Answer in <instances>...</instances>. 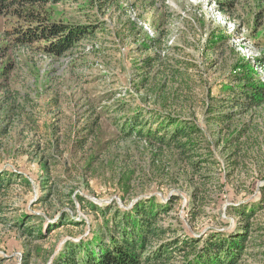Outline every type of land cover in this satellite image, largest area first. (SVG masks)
I'll return each mask as SVG.
<instances>
[{"label": "rangeland", "instance_id": "obj_1", "mask_svg": "<svg viewBox=\"0 0 264 264\" xmlns=\"http://www.w3.org/2000/svg\"><path fill=\"white\" fill-rule=\"evenodd\" d=\"M45 10L92 33L54 57L7 38L12 18L2 25L0 264H54L101 211L149 200L171 206L168 240L233 234L235 208L258 206L239 264H264V105L246 110L220 90L239 59L264 82V0H63ZM149 57L159 61L145 69ZM137 112L196 133L185 147L126 138ZM64 220L81 225L54 230Z\"/></svg>", "mask_w": 264, "mask_h": 264}, {"label": "trees", "instance_id": "obj_2", "mask_svg": "<svg viewBox=\"0 0 264 264\" xmlns=\"http://www.w3.org/2000/svg\"><path fill=\"white\" fill-rule=\"evenodd\" d=\"M62 1L0 0V33L4 21L12 18L16 24L12 22L3 34L17 47L39 50L54 57L72 53L81 40L91 35L92 28L49 22L45 7ZM218 40L226 41L227 37L221 35ZM152 42L160 44L155 39ZM158 61V58L149 57L143 62L144 68H153ZM256 66L264 67V63ZM254 68L251 62L239 59L231 70L230 82L220 86V90L232 98L231 102L251 111L264 105V82ZM131 111L129 109V113ZM145 119L143 112H137L126 121L122 133L126 138L137 136L160 146L175 144L180 147L187 146L196 133L191 126L158 114L147 121ZM95 125L96 121L89 125L88 134L95 133ZM184 140L186 142L182 143ZM2 183L0 180V188L3 187ZM170 207L149 200L136 203L129 211L114 208L111 212L113 208H107L101 211L98 222L91 221V230L86 236L83 234L79 240H69L63 244L54 264H174L179 256H182L183 264H239L248 252L253 231L252 219L259 211L258 206H243L240 210L235 208L241 219L240 229L233 234L213 232L205 241L197 238L165 239L169 228H165L161 220L168 215ZM61 224L55 226L54 230L81 225L70 220H64ZM39 232V228L30 231L32 235Z\"/></svg>", "mask_w": 264, "mask_h": 264}]
</instances>
